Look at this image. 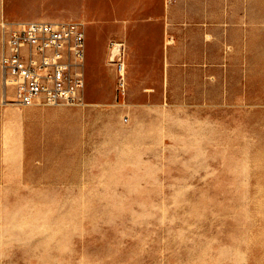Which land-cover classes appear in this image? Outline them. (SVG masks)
Here are the masks:
<instances>
[{"label": "rangeland", "instance_id": "rangeland-1", "mask_svg": "<svg viewBox=\"0 0 264 264\" xmlns=\"http://www.w3.org/2000/svg\"><path fill=\"white\" fill-rule=\"evenodd\" d=\"M249 3L8 0L80 16L87 58L81 103L0 99V264H264V0Z\"/></svg>", "mask_w": 264, "mask_h": 264}, {"label": "built area", "instance_id": "built-area-1", "mask_svg": "<svg viewBox=\"0 0 264 264\" xmlns=\"http://www.w3.org/2000/svg\"><path fill=\"white\" fill-rule=\"evenodd\" d=\"M7 27L3 31L1 67L6 89L9 78H14L12 102L26 106L81 103L87 58L83 25L29 21ZM122 57L120 54L115 59L120 73L125 69Z\"/></svg>", "mask_w": 264, "mask_h": 264}, {"label": "crops", "instance_id": "crops-1", "mask_svg": "<svg viewBox=\"0 0 264 264\" xmlns=\"http://www.w3.org/2000/svg\"><path fill=\"white\" fill-rule=\"evenodd\" d=\"M236 1V0H235ZM250 0H239V5L243 6V14L247 15V5H249ZM237 4V2H235ZM242 15V17L244 16ZM52 17H58L62 18L64 20H74L77 21L78 18H81L77 14L73 12H50V10H46L43 5L39 7L38 5H31L28 7H24L16 12H13L12 10L8 9V0H0V99L3 96V89H4V83H3V70L1 68V58L3 55V30L2 25L6 21H13V22H29V21H56V19ZM89 22L88 19L83 18L84 22ZM246 22V20H245ZM82 23V22H81ZM127 80H128V74H127Z\"/></svg>", "mask_w": 264, "mask_h": 264}, {"label": "bare ground", "instance_id": "bare-ground-1", "mask_svg": "<svg viewBox=\"0 0 264 264\" xmlns=\"http://www.w3.org/2000/svg\"><path fill=\"white\" fill-rule=\"evenodd\" d=\"M47 22H76V21H74V20H56V21H47ZM14 23H25V22H14ZM123 45H124L123 43L115 42V46L113 48H111L112 49L111 52H112L113 56L111 57V59H109L107 61L108 65L114 66V64L110 63V62H114L116 57H119V55L122 54ZM115 73H116L117 77L122 76V78L125 80V81L124 80L119 81L120 83H126V81H127V70L126 69H124V71H122L121 73L116 70ZM4 87H5V84H4ZM3 96H4V99H3L4 102H8L9 104H17V103L12 102L14 97H15L14 78H11V77L9 78L8 87H7V89L4 88ZM63 104H68V103H63ZM48 105H52V104H48ZM29 106H33V105H29Z\"/></svg>", "mask_w": 264, "mask_h": 264}]
</instances>
